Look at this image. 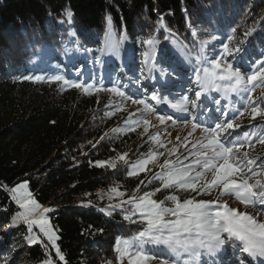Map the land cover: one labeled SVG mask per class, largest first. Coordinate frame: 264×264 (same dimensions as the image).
<instances>
[{"label":"trees","instance_id":"obj_1","mask_svg":"<svg viewBox=\"0 0 264 264\" xmlns=\"http://www.w3.org/2000/svg\"><path fill=\"white\" fill-rule=\"evenodd\" d=\"M66 11L73 13L71 19ZM109 16L114 38L122 39L126 32L128 39L121 44L120 57H106L102 69L94 62L95 50L103 46ZM159 17L193 55L199 41L210 35L218 37L206 46L213 55L214 48L218 51L226 37L234 35L230 47L238 44L242 49L237 54L241 67L245 60L255 63L264 57V0H0V264H43L46 256L58 261L54 249L45 252L47 239L41 234L43 243L30 244L27 225L13 224L21 209L9 189L20 182L28 184L39 204L52 209L48 216L67 264H117V238L131 237L142 227L123 219L128 204L106 215L101 209L110 203L98 195L118 184L127 200L137 186V197L159 186L153 180L159 171L152 167L128 175L132 162L147 156L153 145L141 126L131 130L133 121L119 97L107 92L88 95L23 77L60 73L88 81L97 74L108 86L119 77L122 84L151 87L144 79L143 56L151 46L139 39L155 35L160 40L157 63L162 55L171 60L179 51L163 39L167 33L159 28ZM124 154L127 163L117 159ZM100 161L106 162L104 167L97 166ZM166 194L172 190L162 189L154 198ZM177 194L204 200L192 192Z\"/></svg>","mask_w":264,"mask_h":264},{"label":"snow or ice","instance_id":"obj_2","mask_svg":"<svg viewBox=\"0 0 264 264\" xmlns=\"http://www.w3.org/2000/svg\"><path fill=\"white\" fill-rule=\"evenodd\" d=\"M65 14L69 19L73 15L71 11H66ZM162 20V17L158 18L159 28L167 33L163 39L176 45L173 51L177 49L179 51L174 59L169 60L162 55L160 62L157 63L156 50L160 40L155 35L139 39L142 45L151 46L143 52L147 70L144 79L151 82V91L148 86L135 90L128 89L126 84L121 83L119 77L111 80L108 86L105 77L97 74L90 75L88 81L66 78L65 74L60 73L46 76L27 75L23 78L34 82L59 83L65 88L79 89L88 95L100 92L111 93L121 97L122 100H131L133 104L143 105L148 113L156 112V108L149 103L154 101L156 105H167L174 113L179 114L174 116L167 111H164V114H157L161 124L171 120L173 125L178 121L191 123L192 132L202 129L203 137L192 145L193 149L199 150L190 153L195 159L190 163H185L189 159L187 156L184 159L180 157H176L175 160L165 159L160 165L161 172L153 177V180L159 181V186L154 190L145 191L137 197L135 195V192H139L137 186L133 195L124 200L122 197L125 193L120 192L118 187L110 189L109 200L115 195L121 197L120 202L109 204L101 211L111 216L113 209H121L122 205L128 204L129 208L122 209L123 219L132 224L142 225L131 237L117 238L114 246L117 264H124L125 260L128 264H151L158 258V254L164 257L161 259V264H264V221L247 211L230 207L227 202L220 203V197L215 200H201L196 199L195 196L181 199L177 194L192 192L197 195H210L213 190H218L220 196L232 195L234 202L238 201L246 208L258 204L264 205V183L260 180L249 183L253 176L264 172V160H261L260 165L257 166V158L249 157L247 152L238 151L240 147L250 144L252 139L247 131L235 134V128L239 127L235 123L236 119L238 115L243 114V111L229 116L228 105L221 106L220 99L210 95L213 92L220 93L221 98L228 100L229 104L232 103L231 97L235 95L245 104L244 110H250L252 119L264 116V109L260 107V104H264V97L259 98V103L251 97L256 82L264 84V57L256 60L255 63L245 60V67L242 69L237 56L238 53H242V49L238 44L230 47L234 35L227 36V42L222 43V48L218 51L213 49L215 55L206 52V46L218 39L216 35H210L208 39L199 41L200 47L193 55L188 50V45L179 41L176 34L168 29ZM108 24L109 31L104 35L103 46L95 50L94 62L102 69L106 57H120L121 44L128 39L126 32L122 39L114 38L110 16ZM189 27H191L190 23ZM253 30L245 32V38ZM71 34L75 35V32ZM192 36L196 37L194 29ZM88 51L89 49L85 48V52ZM185 68L188 72L186 78L183 75ZM157 72L159 80L154 75ZM166 77L186 79L190 82L181 85L184 89L183 93L171 92L166 87L171 81L165 79ZM136 83L139 84V81ZM190 95L192 99H189ZM202 97H205L203 101ZM209 102L214 108L206 107ZM141 123L148 125L149 121L146 118L137 120L133 122L131 130H135V127ZM112 131L117 133L121 129H112ZM151 140L159 142L160 134L154 135ZM260 142L264 143V138H261ZM160 147L166 146L161 144ZM167 151L171 156L176 149ZM125 157L126 154L120 155L117 159L127 163ZM156 159V155L149 151L146 157L130 166L128 175L136 176L148 170L147 166ZM105 163L97 162V166L104 167ZM108 166L114 168L115 164L109 163ZM209 173L212 176L210 181L207 179ZM143 183L144 181L141 180L140 184ZM151 183L152 181H149V184ZM162 189L172 190V194H166L160 200L155 199V194ZM9 191L12 199L23 209L16 214L13 224L24 222L30 233L34 225L38 226L43 237L47 239V243L43 245L45 252L50 253L54 249L58 261L46 256L43 264H59V262L67 264L66 256L57 243L59 236L46 215L52 209L42 207L33 198L26 182L19 183ZM28 241L30 244L43 243L41 238L34 234L28 236ZM225 256L229 258L224 259ZM202 257L206 259L202 261ZM108 264H112V261H108Z\"/></svg>","mask_w":264,"mask_h":264},{"label":"rangeland","instance_id":"obj_3","mask_svg":"<svg viewBox=\"0 0 264 264\" xmlns=\"http://www.w3.org/2000/svg\"><path fill=\"white\" fill-rule=\"evenodd\" d=\"M242 68L244 67L242 66ZM155 75L157 79L159 80L160 79V77L158 76L159 74L156 73ZM183 75L186 78L188 75V72ZM165 79L171 81V83L166 86L171 92L180 91L181 93H183L184 89L181 87V85L186 84V82H190V81H186V79H183V80L172 79L171 77H166ZM126 85L128 86V89H133V90L144 87L141 84L139 85L134 84L132 86L128 84ZM258 85L259 84H257L255 86V90L251 92V97L252 99L257 100V102L259 103V98L264 97V88H260L258 87ZM148 88H149V91H151V88L150 87ZM210 95L213 98L220 99L221 106L228 105L229 116L237 114L239 111H243V114L238 115V118L236 119L235 123L236 125H239V127L235 128V134H242L247 131L250 134L252 139H251L250 144H246L243 147H240L238 151L240 153L247 152L249 154V157L257 158V166L260 165L261 160H264V143L260 142L261 138H264V116H257L255 119H252L250 110H244L246 107L245 104L242 101H240L235 95L231 97V101H232L231 104H229L228 100L221 98L220 93L213 92ZM169 98H171V96ZM192 98L193 97L190 95L189 99H192ZM204 98L205 97H202V101L204 100ZM119 99L121 100L122 106L125 109L128 117L133 122L137 120H143L145 118L149 121L148 125H144L142 123L139 125L143 128L144 137L149 142L152 143L153 145L152 152L157 157L155 161H153L147 166V169L152 167V170H155L156 172L157 171L161 172L162 169L160 165L164 163L165 159L175 160L176 157H180L181 159H184L187 156L189 157V159L186 160L185 163H190L192 160L195 159L194 156H190V153L199 150L198 148L193 149L192 145L203 137L202 129H197L195 132H192L191 123L185 124L183 122L178 121L175 125H173L171 120H167L165 121V123L161 124L160 121L157 119V114H164V111H167L169 114H172L174 116L179 115L177 113H174V111L168 108L167 105H156L154 101H149V103L152 104L156 108V112L148 113L144 109L143 105L133 104L131 100L125 101V100H122L121 97H119ZM206 107L214 108V105L211 102H209L206 105ZM209 115H211V113H209ZM145 127H147V131H145ZM229 131H233V130H229ZM158 133L160 134L159 142L152 141L151 137H153L154 135ZM189 133H192V134L189 135ZM185 143L187 144L186 147H185ZM161 144L165 145L166 147H160ZM172 148H175L176 152L170 156L167 150L172 149ZM234 151L236 150L234 149ZM160 153H164V155H160ZM142 158L135 159L132 162V164ZM207 179L209 181L212 179L211 173L208 174ZM255 180H260L261 183H264V172H259L257 175L253 176V179L250 180L249 183H254ZM20 183H23V182H20ZM115 187H118L119 189L118 184L115 185ZM28 191L30 192L29 188H28ZM119 191L122 192L120 189ZM98 195L100 198L106 199L112 205L119 203L121 199V197H117L113 195L112 200H109L110 190L105 191V192L99 191ZM124 197L125 195L122 197L125 200ZM217 197H220V203L227 202L230 207L237 208L241 211H247L249 214L256 216L259 220L264 221V205L258 204L254 207L249 206L246 208L240 202L238 201L234 202V196L232 195L220 196V192L218 190H213L210 195H204V200H215L217 199ZM22 211L23 209H21L20 212ZM46 215L49 218L48 213H46ZM31 232L32 234L40 238H41V235L43 236L38 226L34 225L32 227ZM44 238L46 239V237ZM225 247H227V245ZM228 258L229 256L224 257V259H228ZM201 259L203 261L206 258L202 257ZM124 264H128L127 260L124 261ZM151 264H161V258L154 259L151 262Z\"/></svg>","mask_w":264,"mask_h":264}]
</instances>
